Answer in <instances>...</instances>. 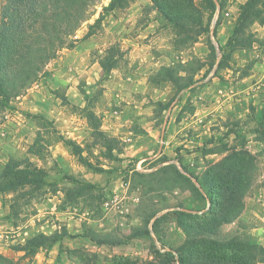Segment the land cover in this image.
Returning <instances> with one entry per match:
<instances>
[{"label": "rangeland", "instance_id": "rangeland-1", "mask_svg": "<svg viewBox=\"0 0 264 264\" xmlns=\"http://www.w3.org/2000/svg\"><path fill=\"white\" fill-rule=\"evenodd\" d=\"M92 10L72 37L81 41L101 16L85 58L60 49L48 74L0 102V264H176L182 211L168 208L201 206L204 185L226 172L247 178L242 202L253 198L262 216L242 230L219 226L217 237L264 242L250 230L264 225V135L256 132L264 130V24L247 25L231 49L219 39L233 34L235 0L215 11L205 0H98ZM187 13L192 22L182 20ZM166 158L197 178V201L175 192L181 182L172 168L162 173ZM37 176L46 183L37 186ZM222 202L224 214L231 203ZM153 222L171 250L143 234ZM137 228V255L96 243L104 234L127 240ZM257 252L255 264H264Z\"/></svg>", "mask_w": 264, "mask_h": 264}, {"label": "trees", "instance_id": "trees-1", "mask_svg": "<svg viewBox=\"0 0 264 264\" xmlns=\"http://www.w3.org/2000/svg\"><path fill=\"white\" fill-rule=\"evenodd\" d=\"M97 2L98 0H2L0 7V102L23 92L40 73L48 74L44 70L45 65L56 57L60 49L73 47L76 41L72 38L75 31L93 14L92 8ZM205 2L210 10L215 11L217 8L219 10L223 8L225 0H205ZM260 2L263 3L262 7L259 5ZM113 7L114 4L111 1L104 10L113 9ZM240 10L233 34L224 47L230 46L233 49L232 43L237 34L255 20H264V0H249L240 6ZM101 20L99 16L89 25L85 37L92 33L91 30ZM182 20L192 22L188 13L182 16ZM222 52L218 65L222 64L224 54H226L224 50ZM256 132L264 135V130ZM169 168H172L173 176L181 182L175 186L184 187L181 184L185 183L187 184L185 187L190 188L192 192L199 191L201 185L197 187L189 177L192 176L195 181H198L192 173L180 171L175 166ZM228 174L226 172L222 176L214 175L208 180V184L204 185L208 187L205 197L209 200V207L205 212L201 214L178 212L180 217H178L177 224L185 233L184 241L176 248L179 264H255L258 252L253 254L254 248L259 249V253L263 255L264 247L257 243H249L247 238H239L236 235L226 238L217 237L219 226L231 221L241 211L242 198L248 188L246 177L237 180L229 178ZM66 177L78 182L70 174ZM32 182L37 186L46 183L39 176L35 177ZM223 198L229 199L231 203L224 214L218 213V208L223 204ZM151 228L153 232H156L154 222ZM139 233L141 232L135 231V234L130 235L127 240ZM101 237L96 240L97 244L117 245L127 241L126 238H114L112 234H104ZM51 243H55V238ZM262 260L264 261L263 258Z\"/></svg>", "mask_w": 264, "mask_h": 264}, {"label": "crops", "instance_id": "crops-1", "mask_svg": "<svg viewBox=\"0 0 264 264\" xmlns=\"http://www.w3.org/2000/svg\"><path fill=\"white\" fill-rule=\"evenodd\" d=\"M229 1H232V0H229ZM248 1L249 0H235V3H237L239 5V8H240V6L246 4ZM89 23H91V22H89ZM254 23L264 24V20L263 21L255 20ZM262 30H264V25L262 27ZM86 33H87V30H86V32H83V34H81L80 36L77 35V37H80L79 39H81V41H75V45L73 47H71L70 49H65L64 52H63L64 55H66L65 57H75L76 55H79L80 58H82V59L85 58L83 56H85L87 51L92 49L96 45L95 42H97L96 34L91 33L89 36L85 37ZM221 38L223 39V36H221ZM229 38H230V36L228 35L223 40L219 39V44L220 45L221 44H225ZM61 58L62 57H60L59 59H61ZM58 61H60V60H58ZM62 63L64 64V62H62ZM58 64H61V63H58ZM84 65L85 64L82 63V66H83L82 68L83 69L86 67ZM69 66H73V65L69 64ZM216 66H217V64L215 66H213V68H215ZM73 67H77V66L74 65ZM70 69H72V68H70ZM258 85L262 86L263 82L260 80ZM182 162L178 161L177 159H169V158L163 159L161 161V164H160L161 167H163L162 173L165 174L167 169H168V167H170V166H175L178 170L182 171V169H181ZM189 177H190L191 181L197 187H199V185L197 184L195 179L192 176H189ZM174 188L173 189L175 190V192H179V193L180 192H185V194H187L185 196V199H187L186 201H189V202H191L192 200L193 201H197V200L193 199V192L191 191L190 188H188V187L184 188V187H179V186H175ZM199 190L202 192V189L200 187H199ZM260 199L261 198L259 197L258 201ZM200 201L203 202L202 205L198 206L196 208H186V204H187V202H186L184 204H179L175 208H168V209H169V211H170V209H176V210H181V211H185V212H190V213H193V214H199V213L201 214V213H203V212H205L207 210V207H209V200L204 195V198H201ZM254 207H255L254 199L250 198V197L249 198L245 197V200L243 202V207H242L241 211L239 212V214L236 217H234L231 221L223 223L222 225H220L221 226L220 228H222L224 230H227V231H231V232L234 231L237 228L241 229V230H242L243 227L247 228V224L251 221V219L254 218V215L257 216V214H258L259 217L262 216V215H260V213H258V211L260 210L259 206L257 208H254ZM169 211L166 210L165 213L169 212ZM176 227H177L176 231L180 234V236H179L180 237L179 238L180 239V243H178V244H181L184 241V239H185V233H184L183 229L178 224H176ZM250 228H251L250 230H251L252 234L257 235V234L260 233L262 236H264V225H260L259 227L254 225V226H251ZM138 229L139 228H137V232H142L143 233L144 231L145 232L147 231L149 233L146 232V233H143V234H145L147 236L150 235V236L156 238V240L158 241L157 242L158 243L157 247L159 248V251L171 250V248L173 247L171 245H168V242L165 240V238L161 234H159V236H157L153 232L150 223H149L148 226H146V228H145L146 230L143 231V230H138ZM254 231H256V232H254ZM233 234L231 233L230 235H233ZM136 237H138V236L132 237L131 239L127 240L125 243H121V248L124 250L125 254L129 253V255H134V254L137 255L139 252H141V249H139V247H138L140 245V244H138V242H140V240H133V238H136ZM147 239H149V237H147ZM257 241L259 242V244L264 245V242H263L261 237ZM103 245L110 246L108 244H103ZM140 246H142V245H140ZM5 249H6V247L2 246V244H1L0 245V252L6 253ZM175 262H176V264H179V262L177 260Z\"/></svg>", "mask_w": 264, "mask_h": 264}, {"label": "built area", "instance_id": "built-area-1", "mask_svg": "<svg viewBox=\"0 0 264 264\" xmlns=\"http://www.w3.org/2000/svg\"><path fill=\"white\" fill-rule=\"evenodd\" d=\"M4 135H5L4 124L2 123V124H0V137H3ZM104 205H105V208L108 209V207L111 208V206H112L113 204H110L108 201H105V202H104Z\"/></svg>", "mask_w": 264, "mask_h": 264}]
</instances>
